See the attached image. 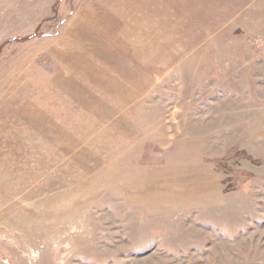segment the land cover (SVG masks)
<instances>
[{"label": "rangeland", "instance_id": "obj_1", "mask_svg": "<svg viewBox=\"0 0 264 264\" xmlns=\"http://www.w3.org/2000/svg\"><path fill=\"white\" fill-rule=\"evenodd\" d=\"M0 264H264V0H0Z\"/></svg>", "mask_w": 264, "mask_h": 264}]
</instances>
